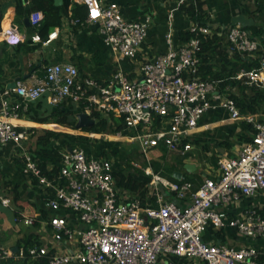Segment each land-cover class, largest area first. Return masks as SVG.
Instances as JSON below:
<instances>
[{
  "label": "built area",
  "instance_id": "obj_1",
  "mask_svg": "<svg viewBox=\"0 0 264 264\" xmlns=\"http://www.w3.org/2000/svg\"><path fill=\"white\" fill-rule=\"evenodd\" d=\"M77 1L87 6L88 14L84 21H73L97 24L119 66L110 79L100 81L83 77L73 63H50L31 82L18 81L15 87L0 91V148L9 143L16 147L25 164L24 173L37 178L45 207L53 212L47 221L51 244L27 250L0 244V263L29 255L47 257L48 264H169L163 256L175 255L206 264H263L260 256L264 249L207 236V229L213 226L216 230L233 228L248 239H264V204L251 203L239 213L231 212L244 198L264 197V120L255 114L244 115L235 99L219 87V81L200 75V35L211 34L212 26L192 22L188 30L194 36L177 44L170 20L167 51L139 59L149 33V18L129 20L117 2ZM185 1L178 0V5ZM44 16L42 10H35L29 16L30 23L40 26ZM56 36V31L50 33L43 43ZM33 39L42 41L39 34ZM227 39L230 52L243 56H254L261 47L260 40L252 38L240 23L228 27ZM3 41L15 45L22 39L9 28ZM123 60L138 61V66L127 70L120 65ZM237 78L264 88V57L259 67L242 70ZM43 97L57 106L73 104L78 113L87 112L90 117L100 112L123 118L128 128L136 131L128 135L130 141L140 142L139 150L149 163L150 154L164 152V148L186 156L204 115L219 108L228 111L232 120L245 119L252 124L253 135L236 156L218 160V177H206L197 188L190 180L173 181L155 172L152 165L133 162L152 175L148 184L151 192L143 204L118 187L112 158L90 155L80 145L63 152L57 174L53 175L52 167L51 176L43 172L25 147L28 131L15 122L20 110ZM100 134L104 133L85 132L93 138ZM0 202L11 205V198L1 190ZM34 222V218H26L28 225ZM64 242L72 248L54 251Z\"/></svg>",
  "mask_w": 264,
  "mask_h": 264
},
{
  "label": "crops",
  "instance_id": "obj_2",
  "mask_svg": "<svg viewBox=\"0 0 264 264\" xmlns=\"http://www.w3.org/2000/svg\"><path fill=\"white\" fill-rule=\"evenodd\" d=\"M30 2L31 0H23L24 5H30ZM106 2H117L121 6L123 15L129 20L150 19L148 37L142 45L139 59L153 58L167 51L166 35L170 20L173 22L174 40L177 44L181 43L179 32L188 29L193 22L187 13L179 11L178 0H106ZM18 3L19 0H0L2 9L0 82L2 84H6L7 87L8 84L18 81L29 83L33 80V76L43 74L47 64L56 62L75 64L83 77H93L104 81L113 76L119 63L115 62L112 53L105 45L97 24L74 22L70 11L63 17L61 24L49 32L50 34L56 31V38L45 44L43 42L48 40L49 34L45 39L42 38V41H34L33 36L38 33H34V26L31 23H26V18L30 15L17 14ZM204 8L210 11L211 15H216L211 24L230 26L234 15L244 13L249 16L247 11L255 8V5L251 6L250 3L243 5L238 0H206ZM172 12L174 15L171 18ZM249 17H254L257 24L264 26V11ZM9 28L21 37L20 43L10 45L3 41L4 34ZM262 49L264 50V46ZM120 65L127 70L134 69L138 66V61L123 60ZM223 91L227 94L226 90ZM12 98L18 99L16 95ZM29 104L26 109L20 110L19 117L15 118L20 129H25L28 133L37 129L39 131L67 129L59 123L33 120L34 116H46L56 108L57 105L51 104L46 97ZM29 109L32 113H29ZM255 117L264 120V110L256 113ZM251 126L252 124L245 119L232 120L224 108L205 114L199 128L192 136V140L195 141L192 142L193 148L186 156L176 154L184 157L185 165L187 163L191 165L190 169H182V173L201 180V183L206 177H218L220 175L218 160L222 156L238 154L253 135ZM107 139L108 141H130L127 138H112V134H109ZM0 190L11 198L9 207L0 202V244L11 246L14 250L30 238L44 245L51 244L52 231L47 223L49 217H44L43 214L45 207L43 190L24 173L18 150L11 143L0 148ZM251 203L264 204V197L244 198L234 209L231 208V212L239 213ZM49 213L53 214V212ZM27 217L35 219L33 225L26 223ZM224 231L225 240L234 245L252 242L251 245L264 249V239H248L238 234L233 228H226ZM213 239L217 241L216 238ZM71 248V245L64 242L54 251L64 252ZM163 259L169 264H206L201 260L175 255H165Z\"/></svg>",
  "mask_w": 264,
  "mask_h": 264
},
{
  "label": "trees",
  "instance_id": "obj_3",
  "mask_svg": "<svg viewBox=\"0 0 264 264\" xmlns=\"http://www.w3.org/2000/svg\"><path fill=\"white\" fill-rule=\"evenodd\" d=\"M255 8L249 9L247 14L255 16L257 13L264 11V0H254ZM206 0H186L178 9L181 12L188 14L193 22L201 24H209L212 27L211 34H201V58L200 75L204 79H213L219 81V87L226 90L229 97L235 99L241 112L245 114H256L264 110V88L260 89L255 86L245 84L241 79L237 78V74L242 71H249L257 68L261 64L264 57V26L255 22L251 27H245L252 38H257L261 41V47L255 52L254 56H243L238 52L231 53L229 50V41L227 39L228 24H221L215 27L211 24L213 18L211 12L204 8ZM17 14L19 16L30 15L32 11L42 10L44 19L40 26H34V33H38L41 38H46L49 32L59 26L65 15L71 11V16L74 19L84 21L88 14V9L85 4H80L74 0H64L62 5H56L55 0H31L30 5H24L23 0H19L17 4ZM2 17V9L0 8V18ZM215 27V28H214ZM180 33V41H189L194 34L188 29L182 30ZM32 42V41H31ZM6 84L0 82V91H4ZM230 89V92H228ZM32 103V102H31ZM30 103V104H31ZM29 104V105H30ZM41 106V104H39ZM1 110V101H0ZM32 110L29 109V113ZM78 109L73 104L62 103L56 106L46 116H34V121L37 122H55L64 126L76 128ZM92 118L96 119L94 125L82 128V131L95 133H108L116 135L121 132L124 135H134L135 130L129 129L123 118L117 117L114 114L104 116L100 112H93ZM252 127V126H251ZM253 128V127H252ZM252 139L249 138V141ZM194 140H191L193 142ZM95 142V143H93ZM195 142V141H194ZM121 141H108L103 138H93L88 135L78 134L72 135L68 132L55 131L44 129L37 137L36 148L31 150L35 159L39 163L41 169L46 174L50 175L49 168L52 167L53 175L57 174L60 169V163L63 152L77 145L83 146L90 155L110 157L114 160V176L117 185L122 190H127L133 198H139L143 204L147 201L148 184L152 178L147 174L142 167H136L133 164L136 154H142L135 147L121 148ZM165 154L169 152L165 149ZM180 154V153H173ZM167 159V155H165ZM170 164V177L175 181L190 180L194 183V188L201 184V180L194 177H189L182 173L185 169L184 157L175 155ZM23 163V170H24ZM156 170L159 166L154 162L153 166ZM181 172L182 178H179L175 173ZM27 175V174H26ZM30 176V175H28ZM51 176V175H50ZM32 178L33 182L39 184L37 178ZM43 196H45L43 194ZM45 204V197L43 199ZM44 217L50 216V211L44 207ZM49 211V212H48ZM209 238H216L217 241L225 240V231L216 230L213 226L207 229ZM40 241L36 239H28L26 243L19 247L39 245ZM261 262L264 264V251L260 256ZM0 264H48L47 257L32 258L29 255L23 258H8Z\"/></svg>",
  "mask_w": 264,
  "mask_h": 264
},
{
  "label": "rangeland",
  "instance_id": "obj_4",
  "mask_svg": "<svg viewBox=\"0 0 264 264\" xmlns=\"http://www.w3.org/2000/svg\"><path fill=\"white\" fill-rule=\"evenodd\" d=\"M238 1L240 3H242L243 5L247 4V3H250L251 6L255 5L253 0L252 1L251 0H238ZM211 16H212L213 19L216 18V15H211ZM214 26L217 27L218 25L214 24ZM228 92H230V89H228ZM64 128H67V129L60 128V130H55V129H53V130L68 132V133H70L72 135H75V136L78 135V134H82V133L85 135V132H86V131L85 132L82 131L81 129L72 128V127H68V126H65ZM37 130L36 131H31V133H29L28 140L25 141V147L28 148L29 150H33V149L36 148L37 137H38V135L40 133H43L42 130L41 131H39V130L37 131ZM87 133L88 132H86V134ZM95 138H100V137H95ZM103 138L105 140H108L105 137H103ZM93 143H95V142H93ZM131 146L135 147V148H137L139 150L140 149V142L139 141H134V142H132V141H123V143L120 145L121 148L131 147ZM164 152H165V148H164ZM164 152L159 153V152H155L154 151L152 154H150V163H149V161L147 160V158L145 157L144 154H136L135 159H134L136 161H133V162H138L143 167H145L146 165L154 166V162H155L156 165L159 166V169L158 170L154 169V171L155 172H159L164 177H167L168 179L172 180L171 177H170V174L172 175L173 173H170V171H171L170 164L172 163L171 161L174 159L176 154H173V153H170V152H169V154H165ZM165 155H167V159H166ZM173 181H175V180H173ZM148 188H149V191H148L147 197L149 196V194L151 192V187L149 185H148ZM166 191H169V190H166ZM167 195H170V192H167ZM250 243L253 244L252 242H250Z\"/></svg>",
  "mask_w": 264,
  "mask_h": 264
},
{
  "label": "water",
  "instance_id": "obj_5",
  "mask_svg": "<svg viewBox=\"0 0 264 264\" xmlns=\"http://www.w3.org/2000/svg\"><path fill=\"white\" fill-rule=\"evenodd\" d=\"M64 0H55V4L56 5H62ZM256 22L254 17H249L244 13H240V14H236L233 16L231 24L235 25L237 23H240L241 25H243L244 27H251L252 25H254ZM26 23L30 24V19L29 17L26 18ZM0 30H1V25H0ZM16 82L15 83H10L8 84L7 88H13L15 87ZM77 123H76V128L77 129H82L91 125H94L96 122L95 118L90 117L89 113L87 112H79L77 113ZM186 168L190 169L191 165H189L188 163L185 165ZM175 175H178L179 178H182V173L181 172H176Z\"/></svg>",
  "mask_w": 264,
  "mask_h": 264
},
{
  "label": "bare ground",
  "instance_id": "obj_6",
  "mask_svg": "<svg viewBox=\"0 0 264 264\" xmlns=\"http://www.w3.org/2000/svg\"><path fill=\"white\" fill-rule=\"evenodd\" d=\"M97 136H101L100 138H103V137L107 138L109 136V134L108 133H104V134H100V135H97ZM112 138H117V139L127 138V139H130V137L128 135H124V134H118V135H113L112 134Z\"/></svg>",
  "mask_w": 264,
  "mask_h": 264
}]
</instances>
